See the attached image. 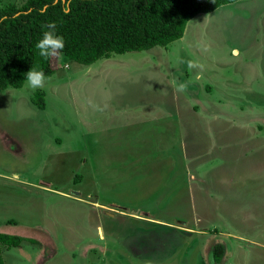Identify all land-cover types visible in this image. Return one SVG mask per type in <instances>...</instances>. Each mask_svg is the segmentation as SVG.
Here are the masks:
<instances>
[{"label":"rangeland","instance_id":"374dc122","mask_svg":"<svg viewBox=\"0 0 264 264\" xmlns=\"http://www.w3.org/2000/svg\"><path fill=\"white\" fill-rule=\"evenodd\" d=\"M51 63L43 108L27 81L0 91V231L37 240L3 264H213L218 240L223 264H264V0L166 47Z\"/></svg>","mask_w":264,"mask_h":264},{"label":"trees","instance_id":"16d2710c","mask_svg":"<svg viewBox=\"0 0 264 264\" xmlns=\"http://www.w3.org/2000/svg\"><path fill=\"white\" fill-rule=\"evenodd\" d=\"M237 0H24L21 5L0 6V91L18 88L32 68L49 77L54 68L50 59L38 55L35 45L47 29L65 42L62 55L80 64H91L114 53L166 47L182 37L187 21L201 12H211ZM67 13V14H66ZM31 101L44 106V91L38 89ZM19 234L0 232L2 250L20 247ZM228 247L224 241L211 246L213 264H223Z\"/></svg>","mask_w":264,"mask_h":264},{"label":"clouds","instance_id":"9594fccd","mask_svg":"<svg viewBox=\"0 0 264 264\" xmlns=\"http://www.w3.org/2000/svg\"><path fill=\"white\" fill-rule=\"evenodd\" d=\"M67 14V13H66ZM46 31L43 32L41 39L36 42V49L38 55L45 59L55 58L62 54L65 47V42L62 36L56 32V24L49 23L45 25ZM177 63H184L182 60H177ZM188 67L194 70V80L199 81L203 79V65L198 64L195 61H187ZM25 80L27 81L28 87L36 90L44 88L48 77L45 76L43 71L30 69L25 74ZM188 88V83H174V92L185 93Z\"/></svg>","mask_w":264,"mask_h":264},{"label":"crops","instance_id":"0c3cea01","mask_svg":"<svg viewBox=\"0 0 264 264\" xmlns=\"http://www.w3.org/2000/svg\"><path fill=\"white\" fill-rule=\"evenodd\" d=\"M233 51H237V49L234 48ZM125 208H128V207L121 208L122 211H119V212L122 213V214H119V213H116V212L111 213V214H112V217H113L114 215L118 214L119 216L127 217V218H132V219L138 218L136 214H133V213L128 212V211H125ZM128 209H130V208H128ZM144 214H146V215H144L145 220H142V219H138V220H142V221H144V222H150V223H154V222H157V221L163 223V221H161V220H156V218L151 217V215L148 216L147 213H144ZM110 216H111V215H110ZM160 226H164V225H163V224H160ZM0 232H1V231H0ZM2 233L15 234L14 232H2ZM22 236H23V235H22ZM24 237H26V236H24ZM27 238H28V237H27ZM23 242L35 243V242H37V240H35V242H30V241H28V240H23V241L21 242V245L23 244ZM12 248H18V247H12ZM9 249H10V248H9ZM2 251H3V250H2ZM2 254H3V252H2Z\"/></svg>","mask_w":264,"mask_h":264}]
</instances>
